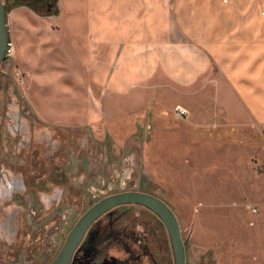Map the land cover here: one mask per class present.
<instances>
[{
	"label": "rangeland",
	"instance_id": "1",
	"mask_svg": "<svg viewBox=\"0 0 264 264\" xmlns=\"http://www.w3.org/2000/svg\"><path fill=\"white\" fill-rule=\"evenodd\" d=\"M46 8L8 9L10 51L3 68L31 115L87 136L91 153L80 157L92 167L85 170L94 187L90 198L100 193L95 177L114 183L124 176L111 187L150 193L173 210L186 264H264V138L246 129L231 133L219 116L220 103L230 113L231 100H246L241 89H231L229 63L207 52L205 84L188 90L175 81V88L156 91L159 101L131 105L121 97L115 102L120 110L104 109L102 89L95 88L96 100L88 96L93 61L87 34L54 18L55 5L49 13ZM188 98L195 113L185 106ZM179 108L187 114L178 115ZM114 209L117 233L132 235L126 244L141 253L129 264H173L167 230L153 212L137 204ZM107 221L100 220L103 226ZM111 252L128 259L119 246Z\"/></svg>",
	"mask_w": 264,
	"mask_h": 264
},
{
	"label": "crops",
	"instance_id": "2",
	"mask_svg": "<svg viewBox=\"0 0 264 264\" xmlns=\"http://www.w3.org/2000/svg\"><path fill=\"white\" fill-rule=\"evenodd\" d=\"M55 8L54 18L92 43L91 101L96 87L104 109L114 110L116 98L159 101L156 91L175 88V81L191 90L205 84L211 52L229 63L231 89L246 97L231 100L230 113L220 103L219 116L231 133L246 129L264 138V0H56ZM185 106L195 113L191 98ZM112 252L113 261L85 264H119Z\"/></svg>",
	"mask_w": 264,
	"mask_h": 264
},
{
	"label": "flooded vegetation",
	"instance_id": "3",
	"mask_svg": "<svg viewBox=\"0 0 264 264\" xmlns=\"http://www.w3.org/2000/svg\"><path fill=\"white\" fill-rule=\"evenodd\" d=\"M2 2L10 9L55 5L54 0ZM7 56L0 63V264H52L81 215L95 202L120 192L111 185L125 179L121 176L105 183L95 177L100 193L90 198L94 187L87 183L90 176L85 170L92 167L80 157L91 153L87 136L48 127L31 115L17 97L12 76L3 68ZM86 200L89 204L78 210ZM124 205L105 211L88 226L69 264L113 261L116 257L109 251L115 246L128 254V259L117 257L119 264L138 259L141 253L128 248L125 241L133 236L115 229L120 215L113 216L111 210ZM102 218L108 219L104 226Z\"/></svg>",
	"mask_w": 264,
	"mask_h": 264
},
{
	"label": "water",
	"instance_id": "4",
	"mask_svg": "<svg viewBox=\"0 0 264 264\" xmlns=\"http://www.w3.org/2000/svg\"><path fill=\"white\" fill-rule=\"evenodd\" d=\"M52 7L53 3H48L46 12L49 13ZM6 15L4 3L0 0V63L9 52ZM124 204H137L153 212L167 230L173 252V264H186L185 244L181 237L180 226L175 213L157 196L138 190L113 193L90 206L69 232L52 264H69L72 253L81 242L88 226L105 211Z\"/></svg>",
	"mask_w": 264,
	"mask_h": 264
},
{
	"label": "built area",
	"instance_id": "5",
	"mask_svg": "<svg viewBox=\"0 0 264 264\" xmlns=\"http://www.w3.org/2000/svg\"><path fill=\"white\" fill-rule=\"evenodd\" d=\"M8 49L10 51V43L9 42H8ZM177 113H178V115L183 116V115H185L186 111L182 108H179V109H177Z\"/></svg>",
	"mask_w": 264,
	"mask_h": 264
},
{
	"label": "trees",
	"instance_id": "6",
	"mask_svg": "<svg viewBox=\"0 0 264 264\" xmlns=\"http://www.w3.org/2000/svg\"><path fill=\"white\" fill-rule=\"evenodd\" d=\"M8 9H10V7L9 8H5L6 12L8 11Z\"/></svg>",
	"mask_w": 264,
	"mask_h": 264
},
{
	"label": "bare ground",
	"instance_id": "7",
	"mask_svg": "<svg viewBox=\"0 0 264 264\" xmlns=\"http://www.w3.org/2000/svg\"><path fill=\"white\" fill-rule=\"evenodd\" d=\"M20 13H22V12H20ZM20 13H19V14H20Z\"/></svg>",
	"mask_w": 264,
	"mask_h": 264
}]
</instances>
